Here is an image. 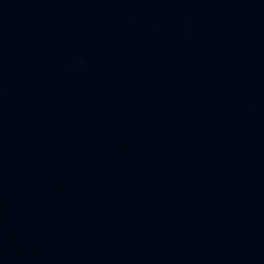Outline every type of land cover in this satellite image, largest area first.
<instances>
[{"label":"water","instance_id":"obj_1","mask_svg":"<svg viewBox=\"0 0 264 264\" xmlns=\"http://www.w3.org/2000/svg\"><path fill=\"white\" fill-rule=\"evenodd\" d=\"M0 264H264V0H0Z\"/></svg>","mask_w":264,"mask_h":264}]
</instances>
